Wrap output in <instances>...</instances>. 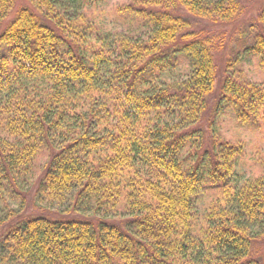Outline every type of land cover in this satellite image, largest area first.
<instances>
[{"label":"trees","instance_id":"trees-1","mask_svg":"<svg viewBox=\"0 0 264 264\" xmlns=\"http://www.w3.org/2000/svg\"><path fill=\"white\" fill-rule=\"evenodd\" d=\"M31 2L0 0V202L37 182L66 209L23 215L0 264H264V153L238 177L221 130L264 135V6L256 81L213 28L243 0H122L117 31L109 0Z\"/></svg>","mask_w":264,"mask_h":264},{"label":"rangeland","instance_id":"rangeland-1","mask_svg":"<svg viewBox=\"0 0 264 264\" xmlns=\"http://www.w3.org/2000/svg\"><path fill=\"white\" fill-rule=\"evenodd\" d=\"M122 0H109V2L99 10V12L94 13L97 18L105 19L107 21L108 28L111 31H117L123 28V25L116 20V16L109 7ZM108 4H110L108 6ZM24 6H33L31 0H17L16 7L13 9L12 15L14 16L18 9ZM244 11L241 17L229 24H223L220 26H213L214 29H219L216 34L217 40L225 42L224 49L219 53V63L223 66L227 60L235 58L239 53L240 60L238 61V68L244 69V73L247 78L259 81L262 79V71L256 63V60L249 55H244L242 52L249 46L254 40V26L257 27V16L262 7L264 6V0H243ZM100 11H103L102 13ZM181 69L173 73L176 77L181 74ZM183 71V70H182ZM212 109L208 114L204 116V125H209L208 118L211 117L212 120ZM211 124V121H210ZM221 130L224 132L227 138H231L240 134L247 141V153L241 160V168L238 170L237 176L242 178L243 176H248V174L257 168V159L260 157V152L264 153V135L261 134H251L245 131L239 130L236 125H233L225 118L221 123ZM42 161L39 164L40 173L43 169ZM38 175V174H37ZM36 181V180H35ZM66 209V203L59 205L57 203L49 201L41 193L38 192L37 182L28 184L26 187L22 188V192L15 194L9 202V205L5 206L3 202H0V260L2 258V242L4 234L11 226L15 225L21 221L23 215L32 216L47 213L49 211L54 213H61ZM9 210H13V213L9 214ZM86 214L92 215V212H87ZM262 253H264V244L262 245Z\"/></svg>","mask_w":264,"mask_h":264}]
</instances>
